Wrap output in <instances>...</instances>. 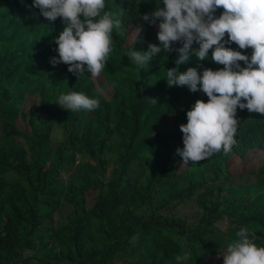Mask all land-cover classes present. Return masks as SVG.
<instances>
[{
	"label": "clouds",
	"instance_id": "1",
	"mask_svg": "<svg viewBox=\"0 0 264 264\" xmlns=\"http://www.w3.org/2000/svg\"><path fill=\"white\" fill-rule=\"evenodd\" d=\"M25 1L38 23H44L43 42L51 51V68L46 70L55 74L44 75V82H37L31 92L25 86L11 87L24 107L49 111V97L41 96L47 76L57 81L58 90L63 80L83 76L92 89L62 88L51 95L50 104L94 111L111 89L106 82L99 86L107 59L118 63L114 82L132 91L130 100L118 104L125 107L129 122L143 121L147 132L121 141L126 209L132 174L156 166L151 157L161 155L168 143L174 166L205 163L202 180L185 201H171L157 210L171 226L191 228L200 221L211 222L226 234L237 215L264 203L263 195L246 203L241 191L234 192L236 185L256 182L264 161L252 180L241 175L244 182H231L226 165L231 156L241 160L248 152H264V0H124V9L116 11L106 9L115 4L112 0ZM133 19L141 24L137 29L129 25ZM149 33L152 37L146 36ZM0 42H5L1 31ZM193 54L199 63L190 67L187 61ZM33 58L0 44V61L17 59L27 74L33 70L23 66ZM12 142L24 144V138L9 133L0 144ZM110 171L111 166L108 175ZM62 178L61 184L75 180ZM183 202H191L196 214L189 224L173 211ZM221 221L226 222L224 227L219 226ZM226 246L219 250L223 264H264V246L257 245L246 227L237 230ZM189 259L188 252L175 257L176 264Z\"/></svg>",
	"mask_w": 264,
	"mask_h": 264
},
{
	"label": "trees",
	"instance_id": "2",
	"mask_svg": "<svg viewBox=\"0 0 264 264\" xmlns=\"http://www.w3.org/2000/svg\"><path fill=\"white\" fill-rule=\"evenodd\" d=\"M112 1L115 4L107 10L124 9V0ZM122 20L127 21L124 14ZM129 25L137 29L141 24L133 19ZM0 31L5 38L0 44L21 57L34 56L23 66L33 70L28 74L17 59L0 61V132L4 133L0 143L9 133L24 138V144H0V173L6 172L0 174V264H176L175 257L185 252L190 259L184 264H223L219 250L226 249L242 227L264 246V203L237 215L226 234L211 222L173 227L167 217H158L157 210L168 202L186 200L205 167L198 162L178 171L169 143L161 155L151 157L156 166L132 174L126 209L121 141L127 135H144L147 126L143 121L129 122L125 107L118 104L132 97V91L114 82L118 63L106 60L99 86L106 82L111 89L94 111L51 105L58 83L47 76L41 96L49 97V111L37 112L33 105L24 107L11 87L25 86L31 92L37 82H44V75L55 74L46 70L51 68V51L43 42L44 23H38L25 0H0ZM187 62L190 67L199 63L194 54ZM62 82V88L92 89L83 76ZM62 88L59 84L58 93ZM62 177L75 180L61 184ZM255 181L235 186L242 202L264 196V166ZM87 191L94 193L90 204Z\"/></svg>",
	"mask_w": 264,
	"mask_h": 264
},
{
	"label": "rangeland",
	"instance_id": "3",
	"mask_svg": "<svg viewBox=\"0 0 264 264\" xmlns=\"http://www.w3.org/2000/svg\"><path fill=\"white\" fill-rule=\"evenodd\" d=\"M264 161V152L261 151H251L248 152L245 157L241 160L231 156L226 160L227 173L229 174L231 182H244L241 178L242 174L247 175V177L252 180L254 178L255 172L258 170L259 166ZM183 165H178V171L183 169ZM93 198V193L89 192L87 194V202L90 203ZM191 202L180 203L173 208V211L177 216L183 218L187 224L193 222L196 218L194 208H192ZM225 221L219 222V226L224 227Z\"/></svg>",
	"mask_w": 264,
	"mask_h": 264
}]
</instances>
